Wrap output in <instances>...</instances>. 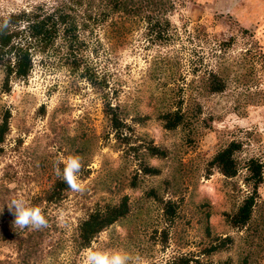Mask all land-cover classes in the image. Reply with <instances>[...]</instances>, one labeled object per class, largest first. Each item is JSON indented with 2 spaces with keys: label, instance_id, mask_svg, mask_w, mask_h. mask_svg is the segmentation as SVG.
Listing matches in <instances>:
<instances>
[{
  "label": "rangeland",
  "instance_id": "rangeland-1",
  "mask_svg": "<svg viewBox=\"0 0 264 264\" xmlns=\"http://www.w3.org/2000/svg\"><path fill=\"white\" fill-rule=\"evenodd\" d=\"M36 1L0 0V16ZM172 1L173 10L166 15L169 36L165 34L162 42L151 40L141 19L114 16L93 27L80 49L91 71L105 80L109 101L123 107L132 137L167 149L164 158H148L159 168L157 175L139 174L134 160L121 156L118 140L102 116L99 91L80 71L63 64L61 46L33 57L27 79L13 80L8 92L0 91V114L5 109L10 114L0 176L11 179L13 198L27 200L60 177L55 166L69 156H79L83 165L79 177L87 190H68L60 202L44 209L52 225L47 232L52 249L44 251L37 264H84L89 248L126 252L129 264L164 262L184 253L199 261L229 258L236 264L246 257L247 264H264V177L249 221L238 228L227 223L224 212L230 213L244 195L242 168L231 178L205 170L215 150L233 139L241 144L236 154L239 165L256 156L264 175V0ZM209 71L223 79L221 92L203 89ZM1 78L0 72V82ZM177 100L182 101L186 120L166 131L155 115ZM136 114L149 118L133 123ZM59 167L62 170L63 163ZM163 179L169 181L167 190ZM150 187L178 204L168 227L156 200L136 203ZM124 194L138 206L133 214L101 231L88 248L76 251L70 240L77 220L95 202L113 203ZM206 212L209 235L230 238L226 249L209 255L203 252L209 243L204 233ZM162 230L167 237L163 247L158 242ZM10 262L15 264L11 244L0 240V264Z\"/></svg>",
  "mask_w": 264,
  "mask_h": 264
},
{
  "label": "trees",
  "instance_id": "trees-1",
  "mask_svg": "<svg viewBox=\"0 0 264 264\" xmlns=\"http://www.w3.org/2000/svg\"><path fill=\"white\" fill-rule=\"evenodd\" d=\"M172 0H39L25 7L8 11L0 16V72L2 78L0 91L8 92L13 80L27 79L32 69V60L35 56L63 48V64L71 71H80V76L100 93L101 113L106 121L108 130L118 140L121 156L133 159L141 175H157L159 168L151 165L148 158H164L168 155L167 149L162 145L154 144L150 139L140 142L132 137L133 127L125 121L123 107L118 102H110L107 92L104 91L105 80L97 76L81 57L80 49L84 47L85 36L95 26L108 22L113 17L128 19L137 17L145 24L151 40L162 42L169 35L167 30L171 24L167 13L173 10ZM8 27L4 28L5 22ZM110 23V22H109ZM122 25L121 22H116ZM167 37H164L166 36ZM203 89L208 93H219L224 89L223 79L215 71L207 72L204 77ZM182 101L177 100L172 107L158 110L155 118L161 128L173 131L183 125L186 120ZM9 111L3 110L0 114V155L3 152V142L8 131ZM148 115H133L131 122L143 123ZM71 146L76 141L75 136L69 137ZM121 144V145H120ZM241 144L237 140H229L215 150L206 162L205 170L210 174L213 170L226 178L236 175L242 168V184L246 187L244 195L235 208L224 212L225 220L231 227H243L250 219L257 188L263 181V165L256 156H249L239 165L236 154ZM137 172V171H136ZM136 174L132 176L131 186H135ZM9 177L0 176V240L11 244L15 264H37L42 253L50 251V241L47 232L52 225L41 230L30 228L20 229L14 225V214L9 210L14 193ZM163 190H167L169 181L163 179ZM172 185V183H171ZM173 186V185H172ZM67 184L62 177H55L39 192L28 196L29 204L39 206L43 212L47 205L60 202L68 191ZM153 198L160 204L161 216L166 227L173 223L177 215L178 204L170 196L163 199L155 187H150L137 199L145 202ZM140 203L143 204V203ZM127 195H121L116 202H95L93 206L77 220L71 237L72 247L78 251L88 248L96 236L111 224L131 216L135 210ZM204 214V233L208 244L204 246L206 255L226 249L230 242L228 236H210L206 217ZM46 216V215H45ZM46 218H48L46 216ZM166 231L159 232V244H166ZM230 264L226 258L222 262L199 261L189 254H179L164 262L149 261L147 264ZM12 262V261H11ZM8 264H12V263ZM236 264H247V258H240Z\"/></svg>",
  "mask_w": 264,
  "mask_h": 264
},
{
  "label": "clouds",
  "instance_id": "clouds-1",
  "mask_svg": "<svg viewBox=\"0 0 264 264\" xmlns=\"http://www.w3.org/2000/svg\"><path fill=\"white\" fill-rule=\"evenodd\" d=\"M3 27H8L7 21ZM59 163L64 165L62 170L59 167ZM82 167L79 156H69L56 164L55 171L57 176L62 177L69 190L83 193L87 190V187L79 177ZM8 208L14 214V225L20 229L41 230L48 227V219L43 210L39 206L29 204L22 196L13 198L8 204ZM60 219L63 220V213H61ZM130 259L131 257L128 253L120 250H94L89 248L86 250L84 264H129Z\"/></svg>",
  "mask_w": 264,
  "mask_h": 264
}]
</instances>
